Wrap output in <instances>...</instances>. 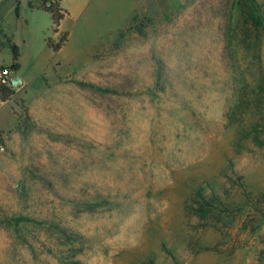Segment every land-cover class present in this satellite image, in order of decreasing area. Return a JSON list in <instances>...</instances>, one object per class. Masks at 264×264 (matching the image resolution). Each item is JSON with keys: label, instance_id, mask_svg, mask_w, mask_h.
I'll return each instance as SVG.
<instances>
[{"label": "rangeland", "instance_id": "rangeland-1", "mask_svg": "<svg viewBox=\"0 0 264 264\" xmlns=\"http://www.w3.org/2000/svg\"><path fill=\"white\" fill-rule=\"evenodd\" d=\"M87 2L5 12L0 264H264V0Z\"/></svg>", "mask_w": 264, "mask_h": 264}, {"label": "trees", "instance_id": "trees-1", "mask_svg": "<svg viewBox=\"0 0 264 264\" xmlns=\"http://www.w3.org/2000/svg\"><path fill=\"white\" fill-rule=\"evenodd\" d=\"M29 8L32 9L34 6L29 3ZM37 8L39 10L44 11L47 13L52 21V31L53 33L57 32V28L60 24V22L64 19V17L67 15V12L60 7L59 0H40L38 3ZM15 15L16 17H19V9L18 7L15 8ZM66 41V35H63L61 40L58 43H55L51 41L50 39H47V46L53 50L54 52L59 51L63 44ZM11 51L13 53V62L10 65L9 69L12 71V73H16L19 68V53L18 49L14 44H10ZM84 86V84H82ZM108 91V90H105ZM14 94L13 88L6 87V86H0V102L4 103L5 101L9 100V98ZM215 201V199H214ZM212 200H208L201 190H198L195 193L194 196V203L198 206L194 208L195 214L198 217L199 220H202V222H206L208 219V214L211 212L210 208Z\"/></svg>", "mask_w": 264, "mask_h": 264}, {"label": "crops", "instance_id": "crops-1", "mask_svg": "<svg viewBox=\"0 0 264 264\" xmlns=\"http://www.w3.org/2000/svg\"><path fill=\"white\" fill-rule=\"evenodd\" d=\"M39 1L40 0H0V29H2V33L4 34V37L7 40V46L8 47L10 44H13V42L11 39L12 38L11 35H8L5 32V28H4L5 12H12L16 19H18L20 17V11H21L22 7H27L28 10H30L32 12L33 11L34 12H39V11L44 12V11L39 10L37 8ZM29 3H31L34 6V8L30 9ZM59 3H60V7L67 12V15L64 17V19L72 17V16H76V17L78 15L82 16L87 11V9L90 5L89 4L90 2H87V0H59ZM16 7H18V9H19V17H16V15H15V8ZM45 14H47V13H45ZM64 19L60 22L56 33H58L60 31L59 28L61 27V23L64 21ZM51 24H52V21H51ZM56 33H54V34H56ZM64 35H66V34H64ZM66 37H67V35H66ZM50 40L53 41L52 39H50ZM15 74L16 73H13L14 78L17 77ZM20 80H21V83H18V86L16 88L23 89L24 88V82L22 79H20Z\"/></svg>", "mask_w": 264, "mask_h": 264}, {"label": "built area", "instance_id": "built-area-1", "mask_svg": "<svg viewBox=\"0 0 264 264\" xmlns=\"http://www.w3.org/2000/svg\"><path fill=\"white\" fill-rule=\"evenodd\" d=\"M15 80L12 71L9 68L0 70V86L14 88L11 81ZM5 151V146L0 138V153Z\"/></svg>", "mask_w": 264, "mask_h": 264}, {"label": "water", "instance_id": "water-1", "mask_svg": "<svg viewBox=\"0 0 264 264\" xmlns=\"http://www.w3.org/2000/svg\"><path fill=\"white\" fill-rule=\"evenodd\" d=\"M11 83L14 87H17L18 83H21V80L19 79V77H16L15 80L11 81Z\"/></svg>", "mask_w": 264, "mask_h": 264}]
</instances>
